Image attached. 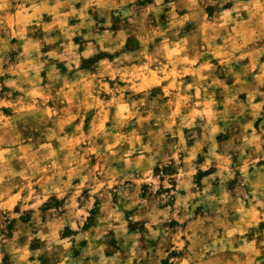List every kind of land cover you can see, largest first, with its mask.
<instances>
[{"label":"rangeland","instance_id":"1","mask_svg":"<svg viewBox=\"0 0 264 264\" xmlns=\"http://www.w3.org/2000/svg\"><path fill=\"white\" fill-rule=\"evenodd\" d=\"M0 264H264V0H0Z\"/></svg>","mask_w":264,"mask_h":264}]
</instances>
